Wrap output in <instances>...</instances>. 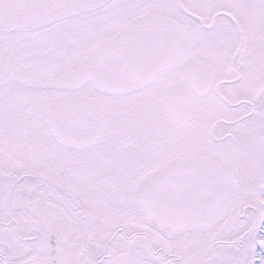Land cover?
I'll use <instances>...</instances> for the list:
<instances>
[{
	"label": "snow or ice",
	"instance_id": "6c2138e0",
	"mask_svg": "<svg viewBox=\"0 0 264 264\" xmlns=\"http://www.w3.org/2000/svg\"><path fill=\"white\" fill-rule=\"evenodd\" d=\"M0 264H264V0H0Z\"/></svg>",
	"mask_w": 264,
	"mask_h": 264
}]
</instances>
